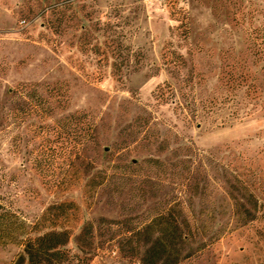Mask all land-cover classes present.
<instances>
[{"label": "rangeland", "instance_id": "rangeland-1", "mask_svg": "<svg viewBox=\"0 0 264 264\" xmlns=\"http://www.w3.org/2000/svg\"><path fill=\"white\" fill-rule=\"evenodd\" d=\"M117 40L136 53L120 76ZM77 112L98 143L45 160L40 126ZM0 201V264L54 229L60 264H143L133 228L161 206L193 230L178 264H264V0H0Z\"/></svg>", "mask_w": 264, "mask_h": 264}, {"label": "trees", "instance_id": "trees-1", "mask_svg": "<svg viewBox=\"0 0 264 264\" xmlns=\"http://www.w3.org/2000/svg\"><path fill=\"white\" fill-rule=\"evenodd\" d=\"M177 27L178 31L181 30L179 34L183 38H186L189 32L188 25L182 22ZM113 42H116V40ZM111 48L116 57H121L120 61L115 59L112 64L115 73L120 76L124 68L130 70L133 67L131 65V57L136 56V53H134V50L129 45L123 44L118 40L117 45ZM173 55H176L178 58L175 59ZM165 56H167L165 59L167 63L175 64L177 68L186 64L184 54L178 53L172 47L167 49ZM137 60L139 61V57ZM134 68H137V66ZM160 94L161 97H165L163 91ZM18 105L21 118H25V114H30L33 111L31 108L33 105L30 100L20 101ZM95 127L96 124L88 120L87 113L85 112H77L76 114L65 116L59 121L57 129H54L51 123L41 125L40 132L44 136V142L40 143L43 145L40 148L43 151V156H46L45 160L52 159L58 155L72 156L75 150L81 154L90 147L91 142H94L96 145L98 141ZM53 134L57 136L52 137ZM57 143L58 145H56ZM183 149L192 151L190 146L184 147ZM153 160L162 164L164 168H168V165L160 159ZM229 166L226 164L223 165V175L226 178L229 195L234 200L233 204L237 205L238 201L234 193V175ZM64 205L65 203L61 204V206ZM247 211L251 212V209ZM14 216L15 213L4 207L0 201V232H5V227ZM91 226L92 222L87 223L82 234H89L91 232ZM133 233L148 234V238L143 243V264H178L183 252L186 250L193 230L187 219H180L179 209L177 207L168 208L161 206L149 221H145L142 225L134 227ZM155 233L157 235H153ZM69 238V231L56 229L40 233L34 237L30 236L25 240L24 252L15 264H60L69 256L68 251L65 249Z\"/></svg>", "mask_w": 264, "mask_h": 264}, {"label": "built area", "instance_id": "built-area-1", "mask_svg": "<svg viewBox=\"0 0 264 264\" xmlns=\"http://www.w3.org/2000/svg\"><path fill=\"white\" fill-rule=\"evenodd\" d=\"M145 1H148V0H145Z\"/></svg>", "mask_w": 264, "mask_h": 264}]
</instances>
